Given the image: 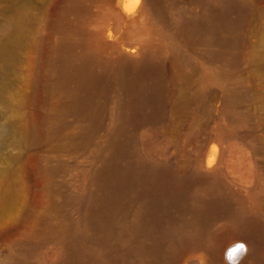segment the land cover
Masks as SVG:
<instances>
[{
  "label": "rangeland",
  "instance_id": "1",
  "mask_svg": "<svg viewBox=\"0 0 264 264\" xmlns=\"http://www.w3.org/2000/svg\"><path fill=\"white\" fill-rule=\"evenodd\" d=\"M207 1L0 0V264H64L72 248L101 253L107 264H228L237 241L253 250L247 264H264V0H233L242 9L222 35L236 44L222 53L223 42L181 24ZM98 43L105 47L90 78L55 89L63 57ZM120 54L159 68L115 81L102 63ZM156 81L158 112L130 122L121 139L131 160L169 179L147 192L133 186L103 234L95 174L110 128L132 91ZM220 193L225 205H209L200 236L181 243L169 231L159 251L151 248L163 229L192 231L191 205ZM167 195L177 202L146 228L134 226L153 198Z\"/></svg>",
  "mask_w": 264,
  "mask_h": 264
},
{
  "label": "bare ground",
  "instance_id": "2",
  "mask_svg": "<svg viewBox=\"0 0 264 264\" xmlns=\"http://www.w3.org/2000/svg\"><path fill=\"white\" fill-rule=\"evenodd\" d=\"M241 9L242 5L240 3L234 2L233 0H208L207 4L203 10L199 12V14L182 20L181 24L191 33H203L210 41L223 42L224 48L220 52L222 53L226 52V50H231V48L236 44V38L234 37L235 35L233 36L229 34L228 36L223 37L222 33L224 31L230 30L233 12H239ZM4 33L5 25L0 24V58L3 55L5 47V41L2 39V35ZM104 47V43H98L95 45L88 44L81 51L75 54L69 53L65 55L62 59L63 61L61 66L53 78V87L55 89L66 87L71 79L78 76H86L90 78V67L92 64L101 63L100 51ZM211 54L216 55L219 54V52L212 51ZM138 59L139 61H133V59H129L120 54L119 56H116L115 59L110 60L105 64L102 63V65H104L107 75L109 77L113 76L115 81L121 80L123 75H125V72L139 74L147 69L159 68L158 63L152 58L140 57ZM91 81L92 80L87 82ZM160 89V82L156 81L154 86L150 89H136L132 91L128 101L129 103L127 105H121V112L110 128L108 134L110 149L100 166L97 168L95 174V179L102 188L101 193L95 196V213L98 218V223H100L98 230L103 232V234H107L108 231L110 232V229L115 222L113 208L115 205L122 203L126 199V197L132 192L133 186L140 185L142 188L141 190L147 192L154 190L156 183L169 179V172H166L160 168L154 169L155 167L153 166V168L150 167V164L147 165L144 163L139 156L135 160H131L126 155V149H128V145L124 140L121 139V135L127 131V127L130 122L139 120L144 116L152 117L158 112V102H160L162 99ZM81 104L82 99L79 97H77L74 103H72L74 108L79 107ZM138 153L139 151L137 154ZM123 158L128 160L127 164H121L119 162ZM182 181V178L179 180L177 179V182ZM165 197L167 198H153L149 203V207L147 209L144 208L139 212V219L134 223V226L138 229L146 228L148 223L160 215L158 213H164L167 210L168 205L171 202H177V198L173 196L167 195ZM213 197V199L211 198L210 200V204H204L203 201V204H201V202L196 203L194 206L193 204L191 205L193 207L192 211L190 210L192 212V218L190 219L189 223L194 227L193 230L191 229L192 231L188 233L186 232V234L183 235L181 231H173L169 228L168 230L163 229L159 233L158 240L152 245L151 248L155 251H159V241L167 233H169V231H171L173 234L172 236H175V238H177L180 242L192 237L200 236L202 233L200 225L206 217V210L209 208V205H225V199L221 193L217 194L216 196L213 195ZM181 204L183 205V203L180 202V206ZM105 207L110 210L100 215L99 211ZM246 222H249V220ZM81 232L82 231H79V233ZM163 239H166V237ZM161 249L163 250L162 247ZM252 255L253 250L247 249L246 254L243 252V254L240 256L243 257V259H240L239 257V264H247ZM63 260L64 264H107L105 262L104 255L101 253H86L84 251H77L73 248L67 252Z\"/></svg>",
  "mask_w": 264,
  "mask_h": 264
},
{
  "label": "clouds",
  "instance_id": "3",
  "mask_svg": "<svg viewBox=\"0 0 264 264\" xmlns=\"http://www.w3.org/2000/svg\"><path fill=\"white\" fill-rule=\"evenodd\" d=\"M234 249H237V251L233 252ZM245 252L247 251V245L244 241H237L234 245L230 246L229 250L225 252V260L228 262V264H239V260L236 258L237 252ZM240 259H243V257H240Z\"/></svg>",
  "mask_w": 264,
  "mask_h": 264
},
{
  "label": "snow or ice",
  "instance_id": "4",
  "mask_svg": "<svg viewBox=\"0 0 264 264\" xmlns=\"http://www.w3.org/2000/svg\"><path fill=\"white\" fill-rule=\"evenodd\" d=\"M237 251V249H234L233 252Z\"/></svg>",
  "mask_w": 264,
  "mask_h": 264
}]
</instances>
